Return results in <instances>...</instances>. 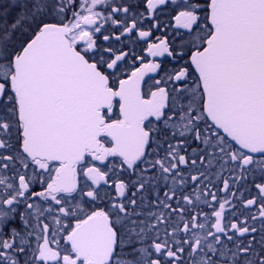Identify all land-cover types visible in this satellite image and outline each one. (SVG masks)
Wrapping results in <instances>:
<instances>
[{
  "label": "snow or ice",
  "instance_id": "obj_1",
  "mask_svg": "<svg viewBox=\"0 0 264 264\" xmlns=\"http://www.w3.org/2000/svg\"><path fill=\"white\" fill-rule=\"evenodd\" d=\"M0 264H264V0L0 4Z\"/></svg>",
  "mask_w": 264,
  "mask_h": 264
},
{
  "label": "rangeland",
  "instance_id": "obj_2",
  "mask_svg": "<svg viewBox=\"0 0 264 264\" xmlns=\"http://www.w3.org/2000/svg\"><path fill=\"white\" fill-rule=\"evenodd\" d=\"M8 2V0H0V4H6ZM15 14V11L13 10L11 13H10V17L9 18H11V16L12 15H14Z\"/></svg>",
  "mask_w": 264,
  "mask_h": 264
},
{
  "label": "flooded vegetation",
  "instance_id": "obj_3",
  "mask_svg": "<svg viewBox=\"0 0 264 264\" xmlns=\"http://www.w3.org/2000/svg\"><path fill=\"white\" fill-rule=\"evenodd\" d=\"M147 79V78H146Z\"/></svg>",
  "mask_w": 264,
  "mask_h": 264
}]
</instances>
